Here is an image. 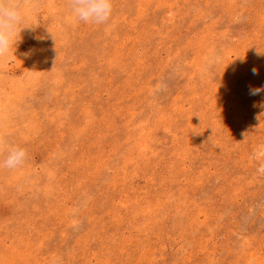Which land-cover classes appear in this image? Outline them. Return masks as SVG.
Wrapping results in <instances>:
<instances>
[{
  "label": "rangeland",
  "instance_id": "rangeland-1",
  "mask_svg": "<svg viewBox=\"0 0 264 264\" xmlns=\"http://www.w3.org/2000/svg\"><path fill=\"white\" fill-rule=\"evenodd\" d=\"M24 17L0 59V135L28 154L0 169V264H264V0Z\"/></svg>",
  "mask_w": 264,
  "mask_h": 264
},
{
  "label": "clouds",
  "instance_id": "clouds-1",
  "mask_svg": "<svg viewBox=\"0 0 264 264\" xmlns=\"http://www.w3.org/2000/svg\"><path fill=\"white\" fill-rule=\"evenodd\" d=\"M71 16L77 22L106 24L113 12V0H68ZM27 0H0V59L8 55L15 48L21 33V25L24 23V10ZM258 55H264L260 50ZM252 74L258 75L256 68ZM264 92V86L260 88L249 87V95L256 96ZM247 138V133H244ZM6 155L0 159V169L17 170L22 168L27 159L25 149L8 143L3 135H0V154ZM252 158L257 163L256 171L264 175V144L256 146Z\"/></svg>",
  "mask_w": 264,
  "mask_h": 264
}]
</instances>
